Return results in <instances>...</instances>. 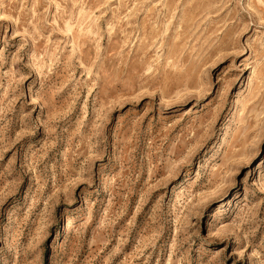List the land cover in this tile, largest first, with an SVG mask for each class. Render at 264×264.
<instances>
[{
	"label": "rangeland",
	"instance_id": "rangeland-1",
	"mask_svg": "<svg viewBox=\"0 0 264 264\" xmlns=\"http://www.w3.org/2000/svg\"><path fill=\"white\" fill-rule=\"evenodd\" d=\"M0 264H264V0H0Z\"/></svg>",
	"mask_w": 264,
	"mask_h": 264
},
{
	"label": "bare ground",
	"instance_id": "bare-ground-1",
	"mask_svg": "<svg viewBox=\"0 0 264 264\" xmlns=\"http://www.w3.org/2000/svg\"><path fill=\"white\" fill-rule=\"evenodd\" d=\"M67 227H70V224Z\"/></svg>",
	"mask_w": 264,
	"mask_h": 264
}]
</instances>
